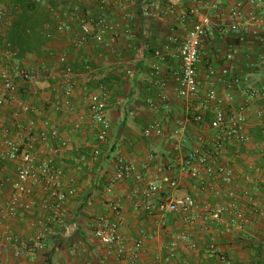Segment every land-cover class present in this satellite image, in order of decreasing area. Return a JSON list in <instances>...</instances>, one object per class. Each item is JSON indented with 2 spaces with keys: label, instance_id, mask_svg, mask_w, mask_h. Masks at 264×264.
Returning <instances> with one entry per match:
<instances>
[{
  "label": "crops",
  "instance_id": "0c3cea01",
  "mask_svg": "<svg viewBox=\"0 0 264 264\" xmlns=\"http://www.w3.org/2000/svg\"><path fill=\"white\" fill-rule=\"evenodd\" d=\"M7 1L9 6L19 8V16L26 15L30 21L37 20L43 41L38 52L31 50L22 55L10 46L14 59L23 68L32 70L36 77L45 66L43 62H46L58 81H61L63 68L70 65V81L75 87L70 111L53 110L57 95L56 99L48 96L51 85L47 81L19 84L12 99L4 95L7 102L0 108V128L9 127L14 137L19 135L20 130H26L31 121L37 129L48 121L68 143L58 155L57 163L64 172L63 186L75 187L77 192L66 201L65 218L48 236L36 264H117L107 248L92 234L95 219L106 213L102 190L112 175L113 160L122 157L147 163L150 175L156 176L161 166L176 167L179 160L194 148L199 135L210 138L208 117L202 125L193 121L198 101L178 97L173 79V72L180 66L178 48L201 16L210 19V30L199 49L198 73L202 92L213 87L221 97L225 95L220 83L207 79V68L210 66L217 72L231 67L239 80L232 88L235 97L233 107L242 106L250 90L264 93V0H153L151 6L144 5L143 0H53L46 5H32L27 0H20L17 4L13 0ZM102 2L105 3L106 18L121 25L113 46L89 42L80 49L74 48L71 39L75 25H72L71 32L64 35L56 33V24L59 20H66L63 14L69 12L68 7L79 4L96 16ZM144 9L148 14H144ZM233 10L239 11L238 17L231 14ZM19 16H11V21L8 18L0 34L5 41L3 46L7 43L5 34ZM233 25L237 27L235 30ZM125 28L128 34L123 33ZM46 32L51 33L50 39L45 37ZM26 33L29 34L30 29H26ZM35 53H40L42 57L38 60L40 68L33 65L37 57ZM157 55L162 61L158 62ZM88 62L96 63L97 68L89 69L85 66ZM155 63L159 64V70L152 75ZM91 72L102 73L95 91L102 89L108 95L106 115L111 126L103 145L105 151L101 150L102 159L98 162H93L90 156L95 145V129L87 108L90 93L84 96V91L92 84H88L93 76ZM44 88L46 92L39 91ZM149 101L157 107H150ZM24 104L31 107L29 113L19 109ZM244 111L249 142L225 145L220 158L233 169L234 179L224 188L218 179H213L212 184L222 192L235 191L238 205L249 218L248 224L237 229L226 215L220 223L209 224L203 219L201 209L195 224L187 226L176 216L160 219L143 212L137 213L131 203L125 201L121 233L127 244L132 245L141 239L140 232H145L139 253L140 264H223L218 259L221 255L231 264H264V214H259L264 212V100H250ZM258 111L263 113L261 118L256 117ZM153 121L162 124L163 136H145V129ZM175 130L181 132L170 139L169 135ZM54 145L55 142L51 141L45 149L37 146L46 155ZM5 164L0 161V180L15 172L14 168V172L10 173ZM79 165L85 169L82 171ZM192 184L193 181L186 178L182 191H189ZM130 186V182L119 185L116 192L124 193ZM245 189L249 190V199L242 196ZM220 194L216 196L209 189L194 191L200 208L212 209L220 203L226 204L228 198ZM7 198L8 189L5 188L0 203ZM33 200L36 207L31 213L10 221L12 232L19 237H28L40 230L38 220L45 216L39 209L42 197L37 193ZM162 220L164 226L160 225ZM182 233L190 234L195 247L190 248L189 241H186L176 243L170 250V242ZM18 262L13 255V246L0 238V264Z\"/></svg>",
  "mask_w": 264,
  "mask_h": 264
},
{
  "label": "built area",
  "instance_id": "2783aa9c",
  "mask_svg": "<svg viewBox=\"0 0 264 264\" xmlns=\"http://www.w3.org/2000/svg\"><path fill=\"white\" fill-rule=\"evenodd\" d=\"M32 5H46L53 0H27ZM153 0H143L144 5L151 6ZM15 9H19L15 7ZM69 12L63 14L66 20H59L55 31L58 35L71 32L72 25L76 29L72 33L71 43L76 49H80L93 42L97 45L103 44L111 47L115 44L119 23L110 22L105 16V3L98 7L96 16L91 15L79 4L67 8ZM8 8L0 5V34L8 22ZM144 14L147 9H144ZM233 16L238 17L239 11L233 10ZM236 25L232 26L235 30ZM210 30V19L201 16L196 19L188 30L178 48L180 66L173 72L175 91L178 97L189 101H198L197 109L193 114V121L202 125L208 117V127L211 132L210 138L199 135L196 145L187 152L176 167L173 165L161 166L156 176H151L147 163H137L122 157L113 160L112 175L102 190L105 201L106 213L98 216L94 223L93 237L110 253L117 264H140L139 253L142 248V238L145 232H140L141 239L127 244V240L121 233L124 220L123 204L125 201L131 203L135 212H143L149 216L163 219L167 216H176L182 224L190 226L195 224L198 214L203 210V219L209 224L221 222L223 216H229L231 223L237 229L244 228L249 218L237 203V195L234 190L222 192L212 184L213 179H218L224 187L229 186L234 179L233 169L224 161L221 155L227 144H247L250 140L246 129L247 118L245 115L246 103L250 100L260 98L264 100V93L250 90L248 98L242 106H234L235 97L232 88L239 83L234 76L231 67L223 68L220 72L214 68H207V79H215L224 87L225 95L221 97L217 89L211 87L202 92L201 80L198 73L199 49L203 38ZM128 29H123L128 34ZM2 35V34H1ZM45 37H52L50 32ZM264 44V42H263ZM7 57H13L11 61L1 60L0 54V108L5 106L4 95L13 98L19 84H30L35 82V73L22 67L20 62L14 59L11 47L6 43ZM158 62L162 61L160 55ZM152 75L159 70V64L152 66ZM72 69L66 65L61 74V81L57 86V100L53 105L55 112L72 109L73 84L70 81ZM157 83V82H155ZM107 93L99 89L89 94L87 108L93 127L95 129V145L90 153L91 160L98 162L101 157L100 146L104 145L110 134V122L106 115ZM152 108L156 104L148 102ZM23 113H29V105H20ZM263 116L262 111L256 113L257 118ZM77 128V127H75ZM36 129V134L34 133ZM17 137L12 135L9 127L0 128V161L11 162L15 165L14 175L0 180V196L3 189H8V198L0 203V238L13 246V255L19 260L18 264H36V259L46 246L48 236L54 228L62 223L65 218V203L76 195L75 187L65 188L62 184L64 172L57 163L58 155L67 147V141L62 138L52 123L43 122L37 129L34 122H29L26 130H20ZM181 131L175 130L170 139H173ZM145 136H163L164 129L158 121H153L145 129ZM51 141L55 142L45 155L38 148L49 147ZM210 149V151H208ZM264 157V151H263ZM188 178L193 181L189 191L183 192L184 180ZM131 183L124 193H117L116 187ZM215 187L217 190H215ZM213 190L216 196L223 195L228 198L226 204L220 203L215 208H200L194 191ZM38 194L42 197L39 209L45 216L38 220L40 230L28 237H19L11 230L10 221L25 213H31L35 209L33 198ZM242 196L249 199L248 189L242 191ZM260 215L264 212L260 211ZM164 226L163 220L160 222ZM189 241V247L194 248L195 242L191 240L188 233L177 235L169 244L172 250L176 243ZM173 254L170 253V257ZM219 261L223 264H231L221 255ZM184 264V263H176Z\"/></svg>",
  "mask_w": 264,
  "mask_h": 264
},
{
  "label": "rangeland",
  "instance_id": "374dc122",
  "mask_svg": "<svg viewBox=\"0 0 264 264\" xmlns=\"http://www.w3.org/2000/svg\"><path fill=\"white\" fill-rule=\"evenodd\" d=\"M19 1L20 0H13V2L14 3H19ZM0 5H2V6H4V7H6V8H8V18H9V20H10V17L11 16H19L18 14H17V10H15V8H13V7H15V6H9L8 5V1L7 0H0ZM14 5V4H13ZM17 14V15H16ZM11 21V20H10ZM3 42H5V41H2V39H1V37H0V51L2 52V54H1V60H7L6 59V57L9 55V54H6V50H7V48L5 47V46H3ZM4 54V55H3ZM36 54V58H35V61H33L34 63H33V65H34V67H41V65L40 64H38V60L40 59V58H42V57H40V53H35ZM7 58H9L8 60L9 61H11L12 60V56L11 57H7ZM43 62V61H42ZM44 64H45V66H42V69L39 71V73L37 74V77H36V75H35V81H40V82H42V81H47V82H49L50 83V87H49V89L51 90V93L48 95L49 97H51V99L53 98V99H56L55 98V96L57 95V86H58V84H59V82L60 81H58V79H57V77H55V72L54 71H51V66H49V65H47V63L46 62H43ZM85 66H87V67H89V69H94V68H97V66H96V63H93L92 62V64L91 63H87ZM86 72H88L89 70H85ZM104 71V70H103ZM74 72L75 73H80V71H78V70H74ZM92 74H90V75H93L92 76V78H91V80L88 82V84H90V83H92L91 84V86L89 87V89L88 90H85L84 91V93H85V97L87 96V94H89V93H92V92H94L96 89H97V87H98V84H97V82L99 81L98 79H99V76H101V74L102 73H99V72H96V73H94L93 74V72H91ZM84 74H86V73H84ZM103 74H104V72H103ZM53 76L56 78H54L53 79ZM89 76V75H88ZM60 80V79H59ZM40 92H46V89L44 88V89H42V90H39ZM75 92V87L73 86V93ZM41 96H44L43 94L41 95ZM84 97V98H85ZM190 115H192V113H191V111H190ZM104 146L103 145H101L100 146V149L101 150H103V151H105L104 149L105 148H103ZM101 156H102V152H101ZM101 158V157H100ZM102 159V158H101ZM101 159H99V161L101 160ZM5 166L8 168V171H10V173H12V172H14V168H15V165L14 164H12V163H6L5 164ZM101 166V165H100ZM79 167L81 168V170L83 171L84 169H85V167H83V166H80L79 165ZM95 170H96V168H95ZM101 170H102V168H101Z\"/></svg>",
  "mask_w": 264,
  "mask_h": 264
},
{
  "label": "trees",
  "instance_id": "16d2710c",
  "mask_svg": "<svg viewBox=\"0 0 264 264\" xmlns=\"http://www.w3.org/2000/svg\"><path fill=\"white\" fill-rule=\"evenodd\" d=\"M26 29H30V33H26ZM6 42L15 47L19 54L34 50L38 52L42 45V35L37 28V20H29L26 15H20L18 20L12 24V27L5 34Z\"/></svg>",
  "mask_w": 264,
  "mask_h": 264
}]
</instances>
